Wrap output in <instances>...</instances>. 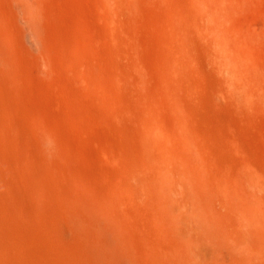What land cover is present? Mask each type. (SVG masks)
Returning <instances> with one entry per match:
<instances>
[{
    "label": "rangeland",
    "instance_id": "374dc122",
    "mask_svg": "<svg viewBox=\"0 0 264 264\" xmlns=\"http://www.w3.org/2000/svg\"><path fill=\"white\" fill-rule=\"evenodd\" d=\"M246 2L223 17L215 0H0V264H106L83 244L92 219L145 264H264L232 209L264 204V101L224 55L249 50L264 76V0ZM30 8L97 87L44 63Z\"/></svg>",
    "mask_w": 264,
    "mask_h": 264
},
{
    "label": "bare ground",
    "instance_id": "6f19581e",
    "mask_svg": "<svg viewBox=\"0 0 264 264\" xmlns=\"http://www.w3.org/2000/svg\"><path fill=\"white\" fill-rule=\"evenodd\" d=\"M215 1L218 3V5L220 4L219 5L220 8L218 9V11L219 14L222 15L223 17H228L231 14H235L244 10L247 4L246 2L247 0H215ZM27 20L33 30V34L36 40L40 43V47H41L40 50L42 49L41 51L44 53L45 58L46 56L47 59L48 57H50L49 61H47L44 58L45 60L43 61L46 65L47 64L49 65V63L53 61L54 57L52 56H55L56 54H60L63 56V58L67 63L65 64L67 65L66 68L68 70V74L71 77H73V79L77 83H79L80 85L84 84L82 86L92 87V85H96L97 87V84L100 81L95 74V69L92 67V65L86 63L83 58L80 57L81 58L80 59L77 58L78 57L77 55L76 56L72 55L71 47L73 46L74 43L71 46L69 44L68 45L64 44V42L62 41L63 38L54 29V25L52 24V22L49 21L47 15L42 11V9H38V10L32 8L28 9ZM109 21L111 24H113L116 27L119 25L118 24L119 22L117 21L116 17L112 14H110ZM121 31L122 29L120 30V32ZM20 39L22 41L27 40L26 32L20 33ZM114 41L118 45L121 44V39L119 38V35H116ZM73 47L72 49H74ZM224 50H225L224 55L226 56V58L230 60V64L232 65L231 67L233 74L235 77L238 78L237 87L242 91H245V94L250 101L254 102V100H259L263 102L264 76L261 74V66L257 58L252 54H250V51L246 49L240 53L237 52V50L234 51L232 44L229 40H225ZM41 61L39 62L37 61L38 62L37 64L40 65L43 62ZM61 61L64 60L62 59ZM53 63L51 62V64ZM138 70H140V68H138ZM120 72H121L120 77L122 81H125L127 78L130 77L129 72L126 69H123ZM140 72H141L140 74L142 75L143 71L141 70ZM91 87L90 89H92ZM93 99L94 101L96 100L98 101L100 98L94 97ZM138 176L143 181L144 179L143 174H139ZM238 196H240V194H238L237 197ZM240 204H241L240 207L237 208L232 207V209L241 215L242 224L245 225V227L248 230H251L252 233L253 232L259 233L262 238L260 242H256L252 238L250 239L251 234L248 233L249 239H247L248 240L247 242L251 240V242H249V248H250L249 250L252 255H254L258 251L264 256V204L258 205L251 202L248 193H243L241 195ZM160 209H162V207ZM92 223L96 227V229L91 233L92 237H94L95 239L94 242L96 243V245H94L93 242H91L92 244L87 242L83 244H85L84 247H86L87 250H89L92 253L90 257H92L93 260L96 257L98 260L99 257V259L102 258L106 262V264H145L141 259L137 258L133 254V252L127 245L125 246V245L115 244L109 241L108 229L106 227H101L100 223L96 219H92ZM94 239L89 238V240L92 241ZM80 246L82 248V245ZM229 252L235 253L236 251L232 250ZM76 256L74 254V257ZM82 258H80L79 256L77 258V261L76 259H74L75 263L77 262V264H82L83 261ZM246 264H253V263L247 262Z\"/></svg>",
    "mask_w": 264,
    "mask_h": 264
}]
</instances>
